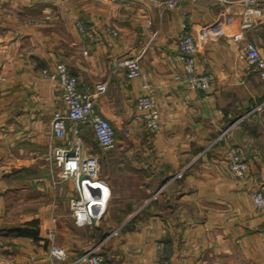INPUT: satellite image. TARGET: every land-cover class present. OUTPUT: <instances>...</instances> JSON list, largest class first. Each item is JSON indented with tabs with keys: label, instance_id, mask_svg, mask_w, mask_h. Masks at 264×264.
<instances>
[{
	"label": "crops",
	"instance_id": "0c3cea01",
	"mask_svg": "<svg viewBox=\"0 0 264 264\" xmlns=\"http://www.w3.org/2000/svg\"><path fill=\"white\" fill-rule=\"evenodd\" d=\"M164 1L0 0V264H70L99 242L106 264H264V214L251 196L264 194V85L244 58V41L232 37L243 6ZM257 10L245 35L264 56V1ZM226 13L233 20L222 35L198 39L202 25ZM77 22L94 36H81ZM181 30L197 37L195 71L211 76L209 90L180 78ZM129 55L139 56L154 88L156 131L138 117L141 80L115 68ZM57 61L91 88L107 81L96 109L113 124L115 145L102 149L88 125L76 124L82 151L96 153L110 190L95 224H75L73 182L59 179L52 155L65 141L51 128L63 104L43 69ZM230 145L248 162L242 179L228 171ZM53 245L66 260L50 254Z\"/></svg>",
	"mask_w": 264,
	"mask_h": 264
},
{
	"label": "built area",
	"instance_id": "2783aa9c",
	"mask_svg": "<svg viewBox=\"0 0 264 264\" xmlns=\"http://www.w3.org/2000/svg\"><path fill=\"white\" fill-rule=\"evenodd\" d=\"M180 1L182 0H165L163 3L165 6L174 7ZM215 1L226 7L234 0ZM237 1L242 4L243 10L240 15L239 30L232 37L236 41H244L242 46L244 58L258 70L264 85V56L258 45L245 35V28L250 24L249 20L252 13H256L258 8H262L264 0ZM232 20L233 16L226 13L215 21L202 25L197 34L198 39L206 41L214 35H222L224 26ZM76 28L83 37L91 39L94 36L91 27L83 22H77ZM107 30L113 35L117 34L114 28ZM197 37L185 30H181L178 36V55L183 69L180 78L191 88L209 90L212 84L211 76L208 73L195 71ZM87 52V49L83 50L84 54ZM115 68L122 69L125 78L128 80L135 78L141 80V93L137 96L136 103L137 108L141 110L138 117L143 120V126L147 132L156 131L160 126V111L154 88L141 69L139 56L129 55L119 58L115 62ZM43 73L56 81L63 104L62 108L53 111L51 118L53 134L58 138L65 139L64 145L57 147L52 153L54 163L59 168L57 175L60 180L71 179L73 182L74 191L69 195V207L75 224L79 226L95 224L106 211L110 190L104 179L99 177V159L96 153L82 151L76 124L81 122L88 125L102 149H109L115 145L113 124L96 109V102L99 95L105 92L107 81L97 82L91 88L85 83H80L77 76L71 73L66 64L61 61H57L52 67L44 68ZM1 79H3V75L0 70ZM261 106V104L257 105L255 109H260ZM68 120L74 123L70 129L66 125ZM69 130L71 135L67 137ZM228 130V127L222 129L217 139L223 138ZM225 157L229 173L239 179L244 178L247 173L248 162L242 153L235 146L230 145L225 150ZM161 190L162 188L156 191L153 197H156ZM251 196L257 210L264 214V194L260 189H254ZM115 233L116 230H113L110 235ZM101 245L102 242H99L85 249L70 264H106L100 252ZM158 247L161 248V244ZM50 254L62 261L67 258V251L57 245L51 247Z\"/></svg>",
	"mask_w": 264,
	"mask_h": 264
},
{
	"label": "trees",
	"instance_id": "16d2710c",
	"mask_svg": "<svg viewBox=\"0 0 264 264\" xmlns=\"http://www.w3.org/2000/svg\"><path fill=\"white\" fill-rule=\"evenodd\" d=\"M102 254V253H101ZM104 257V256H103ZM105 259V258H104ZM106 262V261H105Z\"/></svg>",
	"mask_w": 264,
	"mask_h": 264
}]
</instances>
